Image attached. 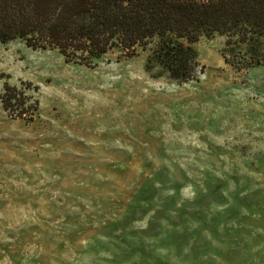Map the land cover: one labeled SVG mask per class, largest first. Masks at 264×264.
<instances>
[{
  "label": "rangeland",
  "instance_id": "obj_1",
  "mask_svg": "<svg viewBox=\"0 0 264 264\" xmlns=\"http://www.w3.org/2000/svg\"><path fill=\"white\" fill-rule=\"evenodd\" d=\"M182 43L185 81L150 66L156 40L89 66L0 43V97L37 100L0 102V264H264V63Z\"/></svg>",
  "mask_w": 264,
  "mask_h": 264
},
{
  "label": "trees",
  "instance_id": "obj_2",
  "mask_svg": "<svg viewBox=\"0 0 264 264\" xmlns=\"http://www.w3.org/2000/svg\"><path fill=\"white\" fill-rule=\"evenodd\" d=\"M214 34L245 47L233 65L263 64L264 0H0L1 44L20 39L89 66L111 50L130 55L156 40L148 63L178 81L197 66L182 40ZM26 98L6 84L0 102L10 115L32 118L37 100L26 105Z\"/></svg>",
  "mask_w": 264,
  "mask_h": 264
}]
</instances>
